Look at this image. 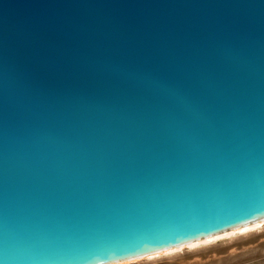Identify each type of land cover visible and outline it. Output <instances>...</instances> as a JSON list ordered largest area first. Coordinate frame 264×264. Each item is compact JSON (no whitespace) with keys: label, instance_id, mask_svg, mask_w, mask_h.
I'll return each mask as SVG.
<instances>
[{"label":"water","instance_id":"95a60500","mask_svg":"<svg viewBox=\"0 0 264 264\" xmlns=\"http://www.w3.org/2000/svg\"><path fill=\"white\" fill-rule=\"evenodd\" d=\"M253 207L264 0H0V264L120 261L76 242Z\"/></svg>","mask_w":264,"mask_h":264},{"label":"snow or ice","instance_id":"6c2138e0","mask_svg":"<svg viewBox=\"0 0 264 264\" xmlns=\"http://www.w3.org/2000/svg\"><path fill=\"white\" fill-rule=\"evenodd\" d=\"M167 211V209H158L156 214L160 215L162 212ZM252 211L260 213L254 219L256 221L260 220V217L264 216V207H253ZM213 220H192L185 225L167 223L164 227H159L151 229L148 231H123L118 227L119 222L115 224L105 223L102 227H99L93 234L84 237L76 242V249L83 257L94 255L100 251L109 249H119L121 251H126L132 257H137V255L132 254L130 251L133 247H137L141 242H147L151 245H155V248L148 252H142L139 254L138 258L151 257L159 258L160 256H155V253H170L172 249H182L185 245L191 244L194 240L198 241V237L180 239V233L187 230H195L202 227H210ZM245 226L243 228L247 229L245 234L250 233L249 226L252 224L250 221L244 222ZM232 227L240 229L233 225ZM211 232L207 233L211 237ZM201 235H205L201 233ZM176 237L178 243L173 244L171 240ZM174 245H179V247H174Z\"/></svg>","mask_w":264,"mask_h":264},{"label":"rangeland","instance_id":"374dc122","mask_svg":"<svg viewBox=\"0 0 264 264\" xmlns=\"http://www.w3.org/2000/svg\"><path fill=\"white\" fill-rule=\"evenodd\" d=\"M249 232L193 248L185 246L147 264H264V223Z\"/></svg>","mask_w":264,"mask_h":264},{"label":"bare ground","instance_id":"6f19581e","mask_svg":"<svg viewBox=\"0 0 264 264\" xmlns=\"http://www.w3.org/2000/svg\"><path fill=\"white\" fill-rule=\"evenodd\" d=\"M254 218L255 217L247 218V219H243V220H238V221H233V222H229V223H225V224H221V225H217V226H213V227H209V228L193 231V232H190V233L182 234V235H180V239H186V238H189V237H192V238L198 237V240H204V239H208L210 237L209 235H207V233H209V232L212 233L211 237L212 236H220L223 233L234 231L235 228L232 227L233 225H235L236 227H240V228L244 227L245 226L244 222L246 220L250 221L251 223L257 222ZM262 218H264V217H260V219H262ZM262 224H260L259 226H261ZM255 228H257V227H251L250 226L249 230H252V229H255ZM201 233H204L205 235H201ZM171 243H173V244L178 243L177 238L173 237L172 240H171ZM186 246H188V245H186ZM174 247H179V245H174ZM154 248H155V245H151V244L148 245L147 243H144V244L138 245L137 247H133V249H131L130 251L132 252V254H134V253H136L138 251L139 252H145V251L150 252ZM175 250H178V249H174L172 251H175ZM125 252L126 251L114 250V251L98 254V255H96V257H98V258H95L94 260L96 261V260H99V259H110V258L115 257L116 255H112V254H116V253H119L120 256H124ZM139 254H142V253H139ZM100 256H102V257H100ZM138 256L135 257V258L134 257L124 258V259H121L120 261H122V260L123 261L124 260H130V259H138ZM111 262L115 263V262H119V260L118 259H115V260L111 259V261H106L104 264L111 263Z\"/></svg>","mask_w":264,"mask_h":264},{"label":"clouds","instance_id":"9594fccd","mask_svg":"<svg viewBox=\"0 0 264 264\" xmlns=\"http://www.w3.org/2000/svg\"><path fill=\"white\" fill-rule=\"evenodd\" d=\"M262 223H264V218L260 219L257 222H254V223L250 224L247 227L248 228L250 226L251 227H259V225L262 224ZM246 230L247 229L242 227L240 229H236V230L231 231V232L223 233L220 236H212V237H209L208 239L194 241L191 244H189L188 246H189V248H193L195 246L211 244V243H213V242H215L217 240H220V239H229V238L234 237L236 235H244ZM177 249H179V248H177ZM172 250H174V249H172ZM172 250H169V251H172ZM166 254L167 253H155L154 255L155 256H161V255H166ZM152 259L153 258H151V257H142V258H138V259H130V260L120 261L119 264H147V262L152 260Z\"/></svg>","mask_w":264,"mask_h":264}]
</instances>
